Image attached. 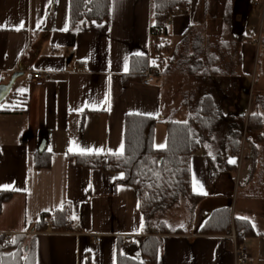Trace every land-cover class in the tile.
<instances>
[{
    "label": "crops",
    "instance_id": "obj_1",
    "mask_svg": "<svg viewBox=\"0 0 264 264\" xmlns=\"http://www.w3.org/2000/svg\"><path fill=\"white\" fill-rule=\"evenodd\" d=\"M150 1L108 0L106 20L69 28L68 0H0V85L12 79L1 102L12 95L24 99L20 111L0 110V192H10L0 204V233L6 243H15L0 252V264H18L17 256L21 264H84L86 254L88 264H115L118 251L139 258L136 250L129 249L145 236L135 190L114 185L122 173L107 170L104 155L122 151L123 117L128 113L157 119L152 144L162 148L163 122L170 120L171 110L178 109L163 99L165 74L147 83L121 82L128 58L150 52ZM187 1L185 9H176L165 21L166 33L161 37L172 56L176 47L184 45L190 52L194 35L203 33L202 25L209 24L212 14L201 0L194 24L198 0ZM231 1L235 8L239 2L246 17L249 11L243 0ZM258 1L250 3L263 7L264 0ZM251 55L252 45L243 44L239 68L244 75L252 65ZM33 71L46 73L40 85L30 78ZM183 115L179 111L178 117ZM41 148L48 152L49 163L36 168L34 153ZM67 153H98L101 164L79 166L67 159ZM225 160L236 166V156ZM239 170L238 185L250 179L241 181L244 170ZM225 186L229 182L224 185L212 177L202 148L190 154L189 188L200 197L194 208L206 205V218L213 209L229 206L230 222L244 219L255 233L264 235V197L245 194L239 205H232L230 192L226 202ZM65 203L69 205L68 228L34 229L42 214L48 224L51 212ZM197 227L176 234L174 230L180 228H175L163 235L154 264H233L232 247L225 245L227 235L200 234ZM125 236L128 243L120 250ZM241 244L246 248V264H264L260 235L246 236Z\"/></svg>",
    "mask_w": 264,
    "mask_h": 264
},
{
    "label": "trees",
    "instance_id": "obj_2",
    "mask_svg": "<svg viewBox=\"0 0 264 264\" xmlns=\"http://www.w3.org/2000/svg\"><path fill=\"white\" fill-rule=\"evenodd\" d=\"M187 5V0L150 1V52L131 55L128 58L127 70L121 74L123 84L128 81H141L143 71L156 68L151 62L152 53L156 56L153 61L161 65L164 58L160 53L167 49V46L160 42V37L166 33L165 21L176 9H185ZM227 11L223 17L226 22ZM107 18L108 0H68L69 28L80 23L102 21ZM190 26L185 34L190 30ZM242 38L243 35L238 37V39ZM184 52L181 53L183 61L178 60L177 65L185 66L189 75L199 74L203 79L207 77L205 81L203 80L207 91L198 97L193 112L184 120L163 122L165 143L162 148H155L152 144L153 127L158 122L156 118L133 113L125 114L122 151L104 155L106 169L122 173V177L115 180L114 185L123 184L135 190L142 217L141 229L145 234L138 238L135 244L129 246V249L137 251L139 258L132 257L126 251H118L115 264H154L162 236L171 233L162 220L163 211L177 204L182 198L186 199L188 209L192 211L200 198L191 193L189 188V156L192 152L202 148L212 177L215 178L219 172H230L234 168L225 158L238 155L241 140L246 141V137L242 136L243 131H258L261 128L262 119L257 112L248 114L245 119L243 114L226 116L220 112L215 98L209 92H212L216 86L213 77L218 74L216 68L218 57L205 50L204 36L201 32L194 35L190 52ZM169 63H172V58H169ZM168 67L169 65L166 64L157 70L155 77L164 74ZM8 90L4 89V85H0V101L8 94ZM223 121L226 123L222 139L218 144L219 151L217 150L211 157L207 151L213 148L212 135ZM257 138H261L259 134ZM249 144L250 164L246 180L253 174L257 153L256 146L253 143ZM66 157L74 164L88 168L99 167L102 160V155L98 153H67ZM48 158V152L41 148L34 153V166L36 168L48 166ZM9 196L8 191L0 192V204ZM45 216L42 214L40 220L33 224L35 230L49 228L52 231H63L68 228L70 220L69 205L65 203L61 208L53 210L48 224L44 223ZM231 229L236 245L241 244L246 236L260 235L264 240V235L255 233L248 221L233 218L230 222L229 206L213 209L198 225L196 231L200 234L227 235ZM180 232V229L174 230L175 234ZM12 244H15L14 241L6 243L4 235L0 233V252L10 248ZM225 245L231 248V239H226ZM16 260L21 264L22 261L18 256ZM84 264H88V254L85 255Z\"/></svg>",
    "mask_w": 264,
    "mask_h": 264
},
{
    "label": "rangeland",
    "instance_id": "obj_3",
    "mask_svg": "<svg viewBox=\"0 0 264 264\" xmlns=\"http://www.w3.org/2000/svg\"><path fill=\"white\" fill-rule=\"evenodd\" d=\"M213 1L214 3H212ZM205 2L209 9V16L212 12L209 24L208 22L204 23L201 28L203 29L202 34L205 36L204 40H206L205 50L214 53L218 57V63L216 64L218 74L213 77L216 86L212 92H209L215 98L218 108L223 115L236 116L243 114L245 119L248 114L257 112L262 119L261 128L258 131H243L242 136L246 137V141L241 140L239 152L235 160L236 166L230 171L232 174L229 171V176H227V171H221L217 174V181L223 182L224 185L229 182V187L225 186L224 190L225 196L230 192L229 201L227 200V195L225 198L226 202L231 201L232 205H239L240 199L245 194L256 198L264 197V5L262 7L261 3L254 5L250 3L251 0H243L244 8L249 11L245 17L244 13L239 10V2L237 3V8H235L234 2H228V0H205ZM202 5L201 0H198L195 4L196 10L192 14L194 24L197 22L198 8ZM226 11L227 22L223 19ZM235 11L236 17L234 15ZM240 35H243L242 39H238ZM160 42L161 44L164 43L162 37H160ZM243 44L252 45V65L246 75L242 74L239 68L240 50ZM175 51L179 54L176 53V55L172 56L168 45L166 51L160 53L164 58L161 65L154 62L156 56L153 53L150 57L154 60L151 62L157 70H160L166 64L169 65L164 73V77L161 79V84L164 86L163 99L169 100V105L173 103L178 107V109L170 111L169 119L184 120L193 112L198 97L202 93H206L207 89L204 87L206 84L204 81L207 77L203 79L199 74L198 76L186 75V67H182V64L177 65L176 62L178 60L183 61L181 53L189 51L188 46L184 45L182 48L176 47ZM169 58H172L171 64L169 63ZM204 61L203 58L202 62L204 63ZM179 111L183 112L184 117H178ZM225 123L226 121H223L212 135L213 148L207 151L211 157L218 150V144L225 130ZM161 127V129H164L163 126ZM257 134L260 135V139L257 138ZM249 143H253L257 149L256 169L254 166L255 172L253 171L252 176L247 182H241L238 185L237 176L239 175V169L242 170L243 168L244 170V173L241 172V181L243 179L245 181L247 177L245 172L247 167L249 169L250 164ZM225 199H222L221 202H224ZM207 208L206 205L201 203L196 205L190 212L186 199L182 198L177 204L163 211L161 214L162 220L166 222L170 231L175 228L186 231L193 230L208 212L209 209ZM131 252L136 253L133 249H131Z\"/></svg>",
    "mask_w": 264,
    "mask_h": 264
},
{
    "label": "built area",
    "instance_id": "obj_4",
    "mask_svg": "<svg viewBox=\"0 0 264 264\" xmlns=\"http://www.w3.org/2000/svg\"><path fill=\"white\" fill-rule=\"evenodd\" d=\"M254 2H257L258 0H253ZM155 72H157V68H152V69H146L143 71L144 75L143 78L141 79V82L147 83L151 79L155 77ZM46 77V73L42 71H33L31 72L30 78L33 80V82L37 85H40L43 80ZM23 98L19 95H12L9 97V99L4 100L3 102L0 101V110L2 111H20L23 109L24 104H23ZM227 237L231 239L232 241V254H233V264H246L247 263V254H246V248L242 244H234V235L232 229L230 232L227 234ZM99 237L95 238V240H98ZM5 240H9V236L5 237ZM124 242L119 245L120 250H124L126 245H127V240L128 237L125 236L123 237ZM126 241V242H125Z\"/></svg>",
    "mask_w": 264,
    "mask_h": 264
},
{
    "label": "water",
    "instance_id": "obj_5",
    "mask_svg": "<svg viewBox=\"0 0 264 264\" xmlns=\"http://www.w3.org/2000/svg\"><path fill=\"white\" fill-rule=\"evenodd\" d=\"M12 82V79H11V81L9 82V83H11ZM6 84V85H4V89H6V90H8L9 89V86H10V84Z\"/></svg>",
    "mask_w": 264,
    "mask_h": 264
},
{
    "label": "snow or ice",
    "instance_id": "obj_6",
    "mask_svg": "<svg viewBox=\"0 0 264 264\" xmlns=\"http://www.w3.org/2000/svg\"><path fill=\"white\" fill-rule=\"evenodd\" d=\"M20 27L22 28L23 27V24L20 25ZM17 30H20V28H17ZM122 147V146H121ZM231 162V161H230ZM75 218V217H74Z\"/></svg>",
    "mask_w": 264,
    "mask_h": 264
}]
</instances>
